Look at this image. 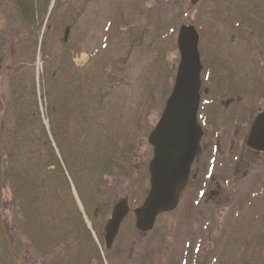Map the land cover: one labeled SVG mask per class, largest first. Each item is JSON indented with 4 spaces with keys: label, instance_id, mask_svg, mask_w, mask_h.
Listing matches in <instances>:
<instances>
[{
    "label": "rangeland",
    "instance_id": "374dc122",
    "mask_svg": "<svg viewBox=\"0 0 264 264\" xmlns=\"http://www.w3.org/2000/svg\"><path fill=\"white\" fill-rule=\"evenodd\" d=\"M189 24L203 67L232 61L244 86H256L264 0H0V264L187 263L193 235L178 213L139 235L132 210L148 191L147 137ZM257 163L230 182L229 211L203 206L202 245L229 233L202 264H264V156ZM121 198L130 214L107 251L103 228Z\"/></svg>",
    "mask_w": 264,
    "mask_h": 264
},
{
    "label": "flooded vegetation",
    "instance_id": "af4514ba",
    "mask_svg": "<svg viewBox=\"0 0 264 264\" xmlns=\"http://www.w3.org/2000/svg\"><path fill=\"white\" fill-rule=\"evenodd\" d=\"M230 62L232 61L214 57L207 62L208 67H203L198 111V123L202 129L201 151L192 164L190 177L180 194L176 209L163 215L171 217L178 213L180 218L174 221L187 229L189 235H193V241H189L185 251L186 264H202L206 256L213 252L209 251V247L213 249L214 242L225 241L228 237L229 230L226 228L216 232L218 235L215 237L219 238L216 241L212 240L211 235L205 236V245L199 241L203 237L201 214L205 203L209 202L213 210L229 211L234 198L231 195L235 196L237 191L230 186V182L235 184L236 178L238 184L242 182L249 176V166L258 164L259 159L264 156V153L249 149L246 144L252 123L264 112V75L258 76L256 86L250 90L244 86V80L234 74V65ZM223 72L227 74L226 80ZM204 83H207L206 87ZM212 162H218L215 175L203 178L202 172H208ZM220 171L228 175L220 174ZM203 194L206 200L204 203ZM182 207L183 211H180ZM186 216L193 218H185ZM229 221L230 219L225 221L228 228ZM194 247L199 250H193Z\"/></svg>",
    "mask_w": 264,
    "mask_h": 264
},
{
    "label": "water",
    "instance_id": "95a60500",
    "mask_svg": "<svg viewBox=\"0 0 264 264\" xmlns=\"http://www.w3.org/2000/svg\"><path fill=\"white\" fill-rule=\"evenodd\" d=\"M198 39L193 26L180 27L177 35L180 61L174 85L158 123L148 136V143L153 148L149 166L150 190L143 204L134 210L135 229L140 233L149 232L158 215L175 209L188 181L190 167L200 154L202 132L197 123V112L202 66ZM247 146L256 152H264V113L252 124ZM127 214L124 201L113 207L104 228L107 249Z\"/></svg>",
    "mask_w": 264,
    "mask_h": 264
},
{
    "label": "trees",
    "instance_id": "16d2710c",
    "mask_svg": "<svg viewBox=\"0 0 264 264\" xmlns=\"http://www.w3.org/2000/svg\"><path fill=\"white\" fill-rule=\"evenodd\" d=\"M52 129V131H54V129L53 128H51ZM53 133H55V132H53ZM52 159H54V157H52ZM54 163H56V161L54 160ZM56 165H57V163H56ZM31 202H32V199L30 200ZM25 203H26V200H24V203L23 204H20L21 206L20 207H22L23 205H25ZM21 210H22V208H21ZM24 212V211H23ZM25 213V212H24Z\"/></svg>",
    "mask_w": 264,
    "mask_h": 264
}]
</instances>
